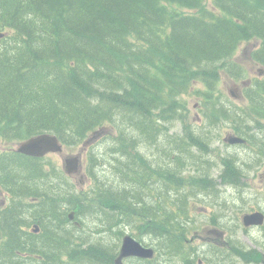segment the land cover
<instances>
[{
  "label": "trees",
  "instance_id": "obj_1",
  "mask_svg": "<svg viewBox=\"0 0 264 264\" xmlns=\"http://www.w3.org/2000/svg\"><path fill=\"white\" fill-rule=\"evenodd\" d=\"M213 6L207 0H0L2 137L19 143L50 132L65 147H76L94 131L107 130L105 140L111 136L116 144L101 154L90 152L94 167L112 156L106 162L114 174L108 183L98 177L84 195L48 155L34 158L13 147L0 152V189L8 197L0 207V264H118L126 227L141 242L145 235L159 241L158 256L167 261L200 264L201 253L188 239L189 198L202 188L215 192L216 184L208 170L194 176L191 169V175L183 171L195 147L209 149L208 129L166 137L174 158L165 165L138 147L170 133L167 122L185 116L188 96L194 95L207 125L229 120L247 147L264 153V137L247 133L243 117H264V77L244 90L251 112L228 106L217 94L222 73L245 77L234 59L244 40H260L251 56L264 66V0H213ZM224 160L222 178L237 183L248 161L234 154ZM89 211L104 224L96 233L106 235L86 233ZM224 224L221 229L229 232ZM234 224L227 247L217 246L208 260L219 263L235 253L263 262L258 248L236 237L247 229L242 221ZM128 259L158 264L155 258Z\"/></svg>",
  "mask_w": 264,
  "mask_h": 264
},
{
  "label": "rangeland",
  "instance_id": "obj_2",
  "mask_svg": "<svg viewBox=\"0 0 264 264\" xmlns=\"http://www.w3.org/2000/svg\"><path fill=\"white\" fill-rule=\"evenodd\" d=\"M208 6H213V0H207ZM170 6H173L171 4ZM178 7V6H177ZM183 11H194L191 9H181ZM259 45L258 39L244 40L237 50L235 51L234 59L243 66L245 74L242 80L235 81L231 77L227 76L225 73H222V79L218 85L217 94H221L223 100L230 107L235 105H240L242 110L244 108L247 110L250 106L248 105V99L246 97L242 98L241 92L239 93V88L243 89L242 86H245L246 83L250 84L258 76H264V67L253 62L251 58L252 50ZM232 92L239 94L238 97H234ZM188 111L183 115H179L176 118H173L167 122L169 126L170 133H165L158 136V143L152 144L149 140H142L139 144V149L147 154L150 161L156 160V163L167 164L174 158L173 144L166 139L170 134L173 135H187V129L193 128L197 131H202L204 128L208 129V135L211 138V142L208 144V150L203 151L199 150L196 147L195 157L184 158L185 161V170L183 171L186 175L193 176L196 174H201L202 171L208 170L211 174V179H213V184H216L215 192H208V190L201 189V191L191 194L189 198V207L188 215L193 223L190 225L189 233V242L195 244L198 247V252L200 251L201 256L211 257L215 256L211 252L217 246L227 247L225 240L229 234H233L234 231L231 230L230 226H234L233 223L240 222L241 216L244 212H250L253 209L264 210V153L261 155L254 151L253 145L247 147L248 145H229L224 142L225 137L232 133L234 130V124L232 125L229 120H224L220 125L215 124L214 126L207 125L208 122L204 117L202 111V105L199 98L194 95L188 96ZM244 110V111H246ZM250 111V109H248ZM251 112V111H250ZM180 113V112H179ZM182 114V113H181ZM244 117L245 127L247 128V133H252L258 140V136L264 137V117H256L254 113L247 114ZM202 129V130H201ZM257 133V134H256ZM108 132L94 131L88 138L89 140L83 141V143L76 147H65L62 152L59 153H49L48 159L51 162L61 169L64 170L63 160L70 156L71 154H80L83 161V168L77 174L68 176L70 178V183H74L75 188L79 190L83 195L89 194V191H92L91 188L96 184V179L99 177L101 180H105L108 183V179L112 178L113 169L111 165L106 162L107 159H113L112 156L107 155V157L102 158V163L99 167H94L91 165L90 152L92 150L99 152H104L107 147L116 145L111 141L112 137L109 136L105 140V135ZM115 134V132L110 133V135ZM250 136V135H249ZM111 137V138H110ZM138 137V136H137ZM257 142V141H256ZM17 141H7L0 134V152L3 150L9 149L11 147L18 148ZM167 151V154L165 152ZM168 153L172 155L169 157ZM101 154V153H99ZM227 154H234V156L239 159L248 161L246 165L242 167L243 176L241 180L237 183L230 182V179L225 180L222 178V171L226 168L224 164V157ZM259 156H258V155ZM210 163V164H209ZM191 169V173H190ZM117 177V176H116ZM108 180V181H107ZM114 180V179H112ZM111 180V181H112ZM115 182L118 180H114ZM163 186V185H162ZM193 187V188H192ZM188 190H194L192 186ZM186 190V192L188 191ZM88 192V193H86ZM4 190L0 189V207L7 201ZM225 203V204H224ZM226 206V207H225ZM227 208V209H225ZM90 214V213H88ZM229 215V216H228ZM229 217V218H228ZM226 218V219H224ZM87 227L86 233H91L94 238L100 237L101 233L106 235V232L96 233L98 227L102 228L103 223L100 220V217L95 214L85 215L84 217ZM229 221V227L227 233L221 229V222ZM221 221V222H220ZM232 221H234L232 223ZM233 228V227H232ZM119 229H122L119 228ZM124 234L129 233L132 235L133 230L129 227L123 229ZM225 232V233H224ZM236 237L240 242H243L246 247L258 248L264 256V225L262 227H251L247 229L241 228L237 231ZM110 239L118 240L115 233H111ZM138 236V235H137ZM143 242H147L148 245L153 246L156 249V257H154L155 263L158 262L161 264H180L179 259H172L170 262L167 261L166 257L160 254L158 256V244L159 241H156L150 235H145L139 237ZM213 245L214 248H213ZM205 248V249H204ZM211 251H210V250ZM203 254V255H202ZM234 256L225 261H199L200 264H264L263 262L254 261L249 262L245 258L238 254L233 253ZM203 257V258H204ZM205 257V258H206ZM198 259V258H197ZM136 260V259H135ZM134 259L125 260L126 264H138V261Z\"/></svg>",
  "mask_w": 264,
  "mask_h": 264
},
{
  "label": "water",
  "instance_id": "obj_3",
  "mask_svg": "<svg viewBox=\"0 0 264 264\" xmlns=\"http://www.w3.org/2000/svg\"><path fill=\"white\" fill-rule=\"evenodd\" d=\"M226 140L232 144L243 143L245 139L238 135H230ZM17 151L21 154H26L33 157H45L49 152H60L63 150V143H61L57 135L46 132L34 135L27 138L18 144ZM65 172L72 176L82 169L81 156L71 155L64 159ZM73 216V215H71ZM243 224L247 227L252 225L264 224V212L260 210L252 211V213L243 214ZM37 231V230H36ZM155 249L152 246H144L135 236L125 234L121 244L120 254L118 256V263L123 261V258L139 257V258H153L155 256Z\"/></svg>",
  "mask_w": 264,
  "mask_h": 264
},
{
  "label": "bare ground",
  "instance_id": "obj_4",
  "mask_svg": "<svg viewBox=\"0 0 264 264\" xmlns=\"http://www.w3.org/2000/svg\"><path fill=\"white\" fill-rule=\"evenodd\" d=\"M261 101H263V99H261ZM149 168H150V167H149ZM227 168H228V167H227ZM229 168H230V167H229ZM147 169H148V168H147ZM158 169H159V168H158ZM160 169H161V168H160ZM148 170H149V169H148ZM155 171H156V170H155ZM177 171H178V170H177ZM149 172H150V170H149ZM168 172H169V171H168ZM231 172H232V171H231ZM147 173H148V172H147ZM156 173H157V172H156ZM176 173H179V172H176ZM235 173H236V172H235ZM148 174H149V173H148ZM157 174L160 175V172L157 173ZM166 174H167V173H166ZM233 174H234V172H233ZM145 175H146V174H145ZM150 175H151V174H150ZM151 176H152V175H151ZM161 176H163V175H161ZM164 176H165V175H164ZM164 176H163V177H164ZM152 177H153V176H152ZM176 177H177V176H176ZM150 178H151V177H150ZM165 178H166V176H165ZM148 179H149V178H148ZM159 179H160V178H159ZM161 179H162V178H161ZM166 179H167V178H166ZM122 182H123V181H122ZM154 182H156V181H154ZM164 182H165V181H164ZM199 183H200V182H199ZM121 184H122V183H121ZM123 184H124V183H123ZM124 186H125V185H124ZM148 186H150V184H149ZM199 187H200V186H199ZM203 187H204V186H203ZM121 188H122V187H121ZM121 188H120V189H121ZM202 189H203V188H202ZM204 189H205V188H204ZM199 190H200V188H199ZM110 191H113V190H110ZM148 191H149V190H148ZM216 191H217V190H216ZM105 192H107V191H105ZM224 204H225V203H224ZM165 207H166V206H165ZM163 208H164V207H163ZM165 209H166V208H165ZM169 210H171V209H169ZM169 210H168V211H169ZM168 211H167V212H168ZM172 211H173V209H172ZM172 211H171V212H172ZM174 211H175V210H174ZM179 212H180V211H179ZM89 213H90V211H89ZM173 213H174V212H173ZM181 213H183L182 210H181ZM90 214H91V213H90ZM90 214H88V215H90ZM175 214H176V213H175ZM175 214H173V215H175ZM85 215H87V214H85ZM85 215H84V216H85ZM176 216H177V215H176ZM228 216H229V215H228ZM159 217H160V216H159ZM60 218H61V217H60ZM228 218H229V217H228ZM224 219H226V218H224ZM141 221H142V220H141ZM220 222H221V221H220ZM225 222H226V221H225ZM233 222H234V221H232V223H233ZM108 223H109V222H108ZM110 223H111V222H110ZM228 223H229V221H228ZM233 224H234V223H233ZM230 225H231V224H230ZM230 225L228 224L227 226L229 227ZM234 225H235V224H234ZM61 226H62V225H61ZM108 226H109V225H108ZM225 226H226V224H224V227H225ZM227 226H226V227H227ZM110 227H111V226H110ZM113 227H114V226H113ZM226 227H225V228H226ZM230 227H231V230H232V227H233V226H230ZM230 227H229V228H230ZM223 229H224V228H223ZM103 230H104V229H103ZM101 231H102V230H101ZM98 233H99V232H98ZM227 233H228V232H227ZM76 234H77V233H76ZM233 234H234V233H233ZM83 238H84V237H83ZM81 239H82V238H81ZM100 239H102V238H100ZM79 240H80V237H79ZM82 240H83V239H82ZM82 240H81V241H82ZM84 240H85V238H84ZM103 240H104V239H103ZM86 241H87V240H86ZM92 241H93V240H92ZM96 241H97V240H96ZM93 242H95V241H93ZM85 243H86V242H85ZM87 243H88V242H87ZM97 243H98V242H97ZM100 243H101V241H100ZM82 245H83V244H82ZM95 245H96V244H95ZM97 245H98V244H97ZM88 246H89V245H88ZM91 246H92V244H91ZM214 246H215V245H213V248H214ZM83 248H84V247H83ZM109 248H110V247H108V249H109ZM219 248H220V247H219ZM204 249H205V248H204ZM214 249H216V248H214ZM249 249H250V248H249ZM110 250H111V248H110ZM209 250H210V249H209ZM211 250H212V249H211ZM211 250H210V251H211ZM217 250H218V248H217ZM199 252H200V251H199ZM211 252H213V251H211ZM164 254H165V253H164ZM64 255H65V254H64ZM202 255H203V254H202ZM68 256H69V255H68ZM197 256H198V255H197ZM203 257H204V255H203ZM203 257L201 256V260L206 262V260H208V257H207V258H205L206 256H205L204 258H203ZM211 257H213V256H211ZM211 257H210V258H211ZM217 257H218V256H217ZM213 259H214V258H213ZM72 260H73V259H72ZM199 260H200V256H199ZM201 260H200V261H201ZM202 261H201V262H202ZM208 261H210V260H208ZM77 262H78V261H77ZM13 264H14V263H13Z\"/></svg>",
  "mask_w": 264,
  "mask_h": 264
},
{
  "label": "flooded vegetation",
  "instance_id": "obj_5",
  "mask_svg": "<svg viewBox=\"0 0 264 264\" xmlns=\"http://www.w3.org/2000/svg\"><path fill=\"white\" fill-rule=\"evenodd\" d=\"M251 83H252V82H251ZM251 83H250V84H251ZM240 92H241V94H242V98H243V97L245 96V95H244V90L241 89V88H239V93H240ZM235 93H236V92H235ZM235 93L232 92V95H233L234 97H238L239 94H235ZM244 98H245V97H244ZM236 133H237V132H235L234 130H232V133H229V134H236ZM229 134H228V135H229ZM248 143H249V142H246V143H244V144H242V145L245 146V145H248ZM5 194H6V193H5Z\"/></svg>",
  "mask_w": 264,
  "mask_h": 264
}]
</instances>
